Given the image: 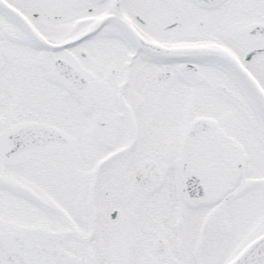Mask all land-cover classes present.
<instances>
[{"label":"snow or ice","instance_id":"obj_1","mask_svg":"<svg viewBox=\"0 0 264 264\" xmlns=\"http://www.w3.org/2000/svg\"><path fill=\"white\" fill-rule=\"evenodd\" d=\"M0 264H264V0H0Z\"/></svg>","mask_w":264,"mask_h":264}]
</instances>
